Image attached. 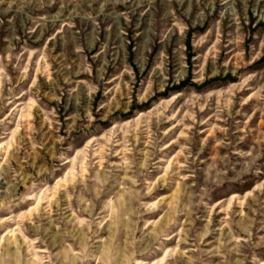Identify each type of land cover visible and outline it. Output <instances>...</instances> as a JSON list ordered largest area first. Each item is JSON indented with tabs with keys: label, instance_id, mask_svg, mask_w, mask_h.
Returning <instances> with one entry per match:
<instances>
[{
	"label": "rangeland",
	"instance_id": "obj_1",
	"mask_svg": "<svg viewBox=\"0 0 264 264\" xmlns=\"http://www.w3.org/2000/svg\"><path fill=\"white\" fill-rule=\"evenodd\" d=\"M0 264H264V0H0Z\"/></svg>",
	"mask_w": 264,
	"mask_h": 264
}]
</instances>
